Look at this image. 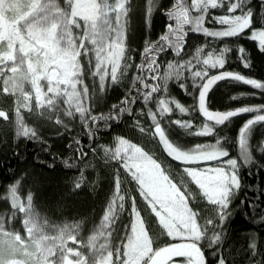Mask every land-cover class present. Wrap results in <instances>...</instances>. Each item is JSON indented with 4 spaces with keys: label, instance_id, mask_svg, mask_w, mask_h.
Listing matches in <instances>:
<instances>
[{
    "label": "trees",
    "instance_id": "16d2710c",
    "mask_svg": "<svg viewBox=\"0 0 264 264\" xmlns=\"http://www.w3.org/2000/svg\"><path fill=\"white\" fill-rule=\"evenodd\" d=\"M176 2L128 0L124 40L126 70L116 81L106 79L101 90L99 80L88 71L91 67L84 65L82 79L88 88L85 119L67 109L61 98L52 108L21 109L24 125L34 132L33 136L25 137L20 134L13 118L11 99L3 94L2 89L0 110L7 111L8 120L0 118V214L8 213L10 190L14 189L21 201L31 196L30 208L45 226L69 228L81 237L87 236L101 221L109 203L116 198L117 182L121 185L124 180L119 163L110 156L118 138L137 143L172 170H178L183 164L169 157L153 135L151 110L157 115L167 138L182 150L195 145H212L219 140L218 147L227 151V157L238 162L241 187L232 197L229 215L223 224L210 209L212 206L208 208L200 202L196 206L204 224L205 220H214L212 225L206 226L209 232L201 248L206 264H218L221 259L223 264H264V120L254 121L245 129V148L239 142L245 123L262 114L264 83L257 88L234 78L217 81L208 93L210 109L227 111L249 107V110L216 124L208 122L200 114L196 100L201 83L191 75V71L204 70L202 59L209 52L219 55L223 48L226 49L223 67L208 68L209 75L229 71L264 82V50L255 39L249 38L251 30H264V0H239L235 14L250 13L251 26L238 35L217 39L190 30V26L185 25L186 35L179 55L171 46L161 47L160 41L162 35L168 34L167 26L170 23L175 26L170 12ZM183 2L190 5L191 0ZM229 6L228 0H223L221 6L209 9L205 14L204 27L210 30L222 28L213 17L227 14ZM192 14L197 15L195 12ZM147 46L161 47L154 71L138 67L144 63L143 50ZM198 49L201 50L199 53ZM242 61H246L248 67ZM189 62L191 71L187 66ZM137 75L145 78L144 83L159 88L147 102L138 91L142 85L135 80ZM152 75L157 76V80H152ZM2 83L3 80L0 86ZM160 99L176 101L187 111L180 113L171 104L170 114L160 117L157 110ZM69 111L71 115H68ZM113 116L118 118L112 119ZM91 117L98 119L93 121ZM177 120L192 121V127L179 126L174 123ZM205 123L213 128V132L209 135L194 134ZM77 183L79 187H76ZM124 191L127 200L133 202L144 217L153 246L167 242L169 237L166 235L154 238V216L148 213L138 194L127 190L126 184ZM250 203L255 207H250ZM116 209L118 217L109 232L110 240L114 241L119 239L129 220L125 213L120 214L118 207ZM20 214L22 217L17 215L15 233L27 239L23 213ZM216 234L219 238L212 241Z\"/></svg>",
    "mask_w": 264,
    "mask_h": 264
},
{
    "label": "snow or ice",
    "instance_id": "6c2138e0",
    "mask_svg": "<svg viewBox=\"0 0 264 264\" xmlns=\"http://www.w3.org/2000/svg\"><path fill=\"white\" fill-rule=\"evenodd\" d=\"M127 3L128 0H65V6L61 7L57 0H0V78L4 80L5 93L9 91L20 93L17 101V124L21 135L25 137L34 135L33 130L26 127L22 119H19L20 107H29L33 92L37 106L52 108L60 98H64V104L69 108L74 106L75 112L79 113L82 119L86 118L88 108L84 106L83 100L87 99L88 88L83 87L82 91L78 90V85H83L79 59L82 54L88 55L89 52H94L96 62L92 76L99 78L101 90L105 86L106 77L110 76L111 81L119 79L122 71L126 70L124 40ZM222 3L223 0H191L190 5H187L183 0H177L170 12V19L175 21V26L171 23L167 26L168 34L162 35L161 47L171 46L176 55H179L186 35L185 25L190 26V30L217 38L238 35L251 26L250 13L235 14L239 0H228L230 6L227 14L213 17L215 23L222 28L210 30L204 27L205 14L209 9L217 8ZM193 12L197 15L193 16ZM80 21H83V36L77 42L73 28L81 29ZM249 38L256 39L258 46L264 50V30H253ZM86 41L92 45L91 49ZM161 47H145L144 63L138 67L154 71L156 56ZM200 51L198 49V53ZM225 51L226 49L221 48L219 55L209 52L207 57L202 59L204 70L191 71V62L187 65L191 75L202 85L198 96V109L207 121L216 124L249 110V107L224 113L209 110L206 107V93L216 81L234 78L257 88L264 83L239 73L222 72L209 76L208 68L223 67ZM240 52L243 53L242 48ZM89 62L91 63V60ZM200 62L198 57L197 63ZM242 63L248 67L246 61ZM180 67L183 68L185 65ZM169 68H172V65H169ZM6 70L11 75H5ZM144 79L142 75L135 77V80L142 85L138 91L143 101L147 102L159 88L144 83ZM151 79L155 81L157 76L152 75ZM25 83L30 84L32 92L25 91ZM134 102L135 98H133ZM171 104H174L180 113H186L187 109L178 102L160 99L157 105L160 117L170 114ZM261 113H264V106L261 107ZM71 114L72 112L69 111L68 115ZM149 116L154 125L153 135L159 138L168 155L173 159L185 164L216 163L215 167L185 168V171L192 182L199 187L203 198L214 205L215 215L223 224L229 215L228 209L232 197L241 187L238 162L235 159H223L228 153L218 147L219 140L212 145L201 144L182 150L167 138L157 115L149 110ZM0 118L8 120L7 113L0 110ZM111 118L117 119L118 116ZM91 119L95 121L98 118L91 117ZM255 120H264V114L256 116ZM174 123L184 128L192 127V121L177 120ZM252 123L254 120H249L241 128L239 140L241 144L245 129ZM212 132L213 128L205 123L194 134L209 135ZM112 158L124 159L126 168L135 169L133 175L140 183L141 193L146 199L150 198L149 203L160 218V223L167 230V234L190 241L173 244L154 252L143 223L139 220V213L133 208L135 219L128 242L124 245L123 259L121 261L120 253L117 251L115 264H173L174 257L185 258V264H205L204 254L197 246V242L205 232L197 223V213L188 207L185 194L171 183L151 157L135 145L128 144L127 141H119ZM130 161L132 163H129ZM76 187H79V183ZM116 190L118 199L123 201L124 197L118 195L119 182L116 184ZM10 191L13 198L11 207H18L19 212L25 214L24 227L27 231V239L19 234L5 231L3 223L0 222V264H114L112 252L103 255L99 251L98 259L88 261L81 252L66 247L67 240L74 241L76 238L63 229L58 236L45 234L43 225L38 223L34 214H29L27 211L31 206V196L28 197L29 204L25 207L23 204H17L16 191L14 189ZM157 205L159 210L156 208ZM249 206L255 207L252 203ZM119 209H123V203H120ZM116 213V198H114L103 216L105 227L108 222L113 221ZM213 223V219L206 221L207 225ZM98 235H103V232ZM218 238L219 234H216L212 237V241ZM96 239L97 237L94 236L89 240L94 253L106 248L105 244H100L99 249H96ZM218 264H223V260L221 259Z\"/></svg>",
    "mask_w": 264,
    "mask_h": 264
},
{
    "label": "rangeland",
    "instance_id": "374dc122",
    "mask_svg": "<svg viewBox=\"0 0 264 264\" xmlns=\"http://www.w3.org/2000/svg\"><path fill=\"white\" fill-rule=\"evenodd\" d=\"M57 3L61 7L65 6V0H57ZM80 23H81V29L73 28V33H74V35L77 38V42H79V38H81L83 36V31H82L83 21H80ZM220 29L221 28H219L218 30H220ZM254 30H256V29H254ZM258 30H263V29H258ZM252 32H253V30H251L249 36H251ZM86 44L89 47V49L92 48V45L88 44L87 41H86ZM79 59H80V64H81V76L83 75V67H84V65H87V66L91 67L90 69H88V71H91V74H92V72L95 70V62H96L95 61L94 52H89L88 55L82 54L81 58H79ZM90 60H91V63L89 62ZM5 75H11V73H8L7 70H6L5 71ZM96 78L99 80L98 77H96ZM108 78L110 79V76L106 77V79H108ZM106 79H105V81H106ZM1 80H2V78H1ZM83 87H85L84 83H83V85H78V90L82 91ZM4 88H5V84H4V80H3L2 86H0V96L2 95V92L4 91ZM2 89H3V91H2ZM24 89H25V91L32 92L31 86L28 83H25ZM44 90L46 91V87H45ZM3 94H6V96H9L10 99H11V104H12L13 110H14L13 111V118L15 120V123L17 124V120H18V116H17L18 103H17V101H18V98H20V93L19 92L9 91L7 93L3 92ZM8 94H10V95H8ZM32 95H33V98L31 100L30 105H29L28 108H31V109L34 108V107L40 108L39 106H36L34 92H33ZM2 98H3V96H2ZM63 99L64 98H61V101H63ZM86 102H87L86 99L83 100L84 106H86ZM63 104H64V102H63ZM64 105H65V107L67 109L75 111V107L74 106L72 108H69L68 105H66V104H64ZM28 108L20 107V111H21V109L27 110ZM2 111H5L7 113L6 110H2ZM21 117H22V114L20 115V112H19V119H21ZM157 139L159 141L158 137H157ZM120 140L127 141L128 144L135 145L136 147L140 148L143 152H145L149 157H151V159L153 161H155L156 164H158L160 166V171L163 172V174L168 177V179L171 181V183L174 184L182 193L185 194L186 200L188 202V207L191 208L194 212L197 213V216H198L197 223H198V225L201 227V229L204 232L206 231L205 235L202 236L201 240L197 242V246L201 249L202 246H203L204 238L207 237L206 234H207V232H209V229L206 228L207 224H204L202 222V219H204V218H203V216L201 217V215L199 214L200 212H199V210H197L196 206H197V203L200 202V203H203L205 206H208V208H210L212 206L210 209H212L213 212H214V205L210 204L206 199L203 198L201 190L199 189V187L194 182H192L191 178L187 175V172L185 171V168H193V167L194 168H203V167H206V166L215 167L216 163L215 162H207V163H198V164H185V163H183L181 161H178V162H181L183 164H180L179 165V169L175 171V170H172L171 168H169L164 163L160 162L157 158H155L152 154H150L148 151H146L144 148H142L137 143H134V142H132V141L126 139V138H122V137L118 138L116 146L114 147V149L111 150V153H110L111 157L113 156V154H114V152H115ZM160 145H161L162 149L165 151V153L168 155L167 151L165 150V148H164V146H163V144L161 142H160ZM242 146H243V148L246 147V140H243ZM222 150H224V149H222ZM224 151H226V150H224ZM169 157H171V156H169ZM223 159L227 160V159H235V158L225 157ZM116 160H117V162L119 163V166H120V174L124 178V180L122 179L123 180L122 181L123 188H122V184H121L120 185L121 186L120 187V191H119V194H118L119 196H123L124 199H123V201H120L118 199V196H116V207L119 208L120 203H123V209H121V210L119 209L120 214H121V212L125 213V215L127 216L126 218L127 219L129 218V220H127L128 223L126 224V227L123 229V232H122L121 236L119 237V239L117 241L110 240L109 232H110V228H111L112 224H114L115 219L118 217V212L115 214V217H114L113 221L108 222L107 227H105L104 224H103V216H104L105 211L108 209V207H106V209H105V211L103 213V216L101 218V221L91 231V233H89L85 237H81L78 233L76 234V233L72 232V230L69 229V228H62V227H56V226H45L42 223V221H40L38 219V217L31 210V208L27 209V211L29 212V214H34L36 219H37V221H38V223L43 225L45 234H47L49 236H58L60 234L61 229H63V230H65L66 233H71L73 236H75L76 239L73 241V240H67V235H65V239L67 240L66 247L72 248L73 251L81 252L82 255L88 261H92L94 258L98 259L99 251H101L103 253V255H107L108 252H112L113 253L112 259L114 261V264H115V261H116V253H117V251H119L120 256H121V261H122L124 245L128 242V236L131 234V226H132L133 220L135 219V216H134V213H133V208H135L136 212L139 213V220L143 223L144 230L147 233L148 239L151 242V247H152L154 252L159 250L160 248L168 247V246L173 245V244L190 242L188 240L181 239L178 236H169L167 234V230L160 223V218L156 215V212L153 210L152 205L149 203L150 198L146 199L145 196L142 195V193H141L140 183L133 175V172L135 171V169L129 170L128 168H126L124 166L125 165L124 159H116ZM129 163H132V162L130 161ZM125 184L127 186V190H131L132 192L135 191L138 194V196L140 197V199L142 201V204L146 206L145 208L148 211V213L150 215L152 214L154 216V219H155L154 220L155 221L154 224L155 225L152 226V230H153L152 233H154V235H153L154 238L158 239V238H162V236L166 235V236H168L170 238L167 241V243L161 244L158 247H154L153 246V244H152L153 240L151 239V237H150V235L148 233V230H147V227H146V221H145L144 217L142 216L140 211H137V209H136L135 205L133 204V202L127 200L126 193L124 191ZM10 198H11L10 201H11V204H12V202H13L12 195L10 196ZM112 201L109 204H111ZM17 204L18 205L19 204H23L25 207H27L28 204H29V200L28 199H24V200L21 201L20 199H18L17 200ZM156 208H157V210H159V205H157ZM17 209L18 208H12L10 206L7 209L9 215H8V213H5V212L0 214V222L3 223L4 230L7 231V232H12L14 234H16L15 230L18 228L17 215L19 216V218L22 217L21 214L17 211ZM23 217H24L23 218V221H24V219L26 218L25 214H23ZM205 222H206V220H205ZM101 231L103 232V235H98V233H100ZM94 236L97 237V239L95 241L96 249H99V245L100 244H105L106 245L105 249L97 250L95 253L93 252V249L89 245V240H90L91 237H94ZM70 258L71 259H75V257H70ZM173 264H185V258H183V257H174L173 258Z\"/></svg>",
    "mask_w": 264,
    "mask_h": 264
},
{
    "label": "water",
    "instance_id": "95a60500",
    "mask_svg": "<svg viewBox=\"0 0 264 264\" xmlns=\"http://www.w3.org/2000/svg\"><path fill=\"white\" fill-rule=\"evenodd\" d=\"M222 72H229V71H218V72H216V73H213V74H211L210 76H213V75H217V74H219V73H222ZM231 73H235V72H231ZM223 79H227V78H223ZM220 80H222V79H220ZM219 81V80H218ZM242 81V80H241ZM217 82V81H216ZM215 82V83H216ZM214 83V84H215ZM201 87H202V85L200 86V88H199V90H198V93H197V100H196V104H197V108H198V96H199V92L201 91ZM212 87V86H211ZM211 89V88H210ZM210 91V90H209ZM209 91L206 93V107L209 109V110H211V111H219V110H212V109H210L209 107H208V105H207V100H208V93H209ZM238 109H240V108H238ZM199 110V109H198ZM235 110V109H234ZM227 111H229V110H227ZM227 111H219V112H221V113H224V112H227ZM200 112V111H199ZM200 114H201V112H200ZM202 115V114H201ZM259 115H261V114H259ZM203 116V115H202ZM258 116V115H257ZM255 117L256 116H254L253 118H251L250 120H254V121H258V120H255ZM203 118L205 119V117L203 116ZM208 122H210V123H215V122H212V121H208ZM204 259H205V257H204ZM205 264H206V259H205Z\"/></svg>",
    "mask_w": 264,
    "mask_h": 264
},
{
    "label": "bare ground",
    "instance_id": "6f19581e",
    "mask_svg": "<svg viewBox=\"0 0 264 264\" xmlns=\"http://www.w3.org/2000/svg\"><path fill=\"white\" fill-rule=\"evenodd\" d=\"M206 36V35H205ZM218 39V38H217ZM210 76V75H209ZM263 114V113H262Z\"/></svg>",
    "mask_w": 264,
    "mask_h": 264
},
{
    "label": "flooded vegetation",
    "instance_id": "af4514ba",
    "mask_svg": "<svg viewBox=\"0 0 264 264\" xmlns=\"http://www.w3.org/2000/svg\"><path fill=\"white\" fill-rule=\"evenodd\" d=\"M0 82H1V78H0Z\"/></svg>",
    "mask_w": 264,
    "mask_h": 264
}]
</instances>
